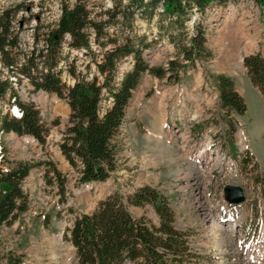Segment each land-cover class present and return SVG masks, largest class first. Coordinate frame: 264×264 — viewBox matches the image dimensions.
Returning a JSON list of instances; mask_svg holds the SVG:
<instances>
[{
	"label": "rangeland",
	"instance_id": "1",
	"mask_svg": "<svg viewBox=\"0 0 264 264\" xmlns=\"http://www.w3.org/2000/svg\"><path fill=\"white\" fill-rule=\"evenodd\" d=\"M91 18L103 24L105 43L128 41L141 53L147 70L132 92L123 125L116 137L115 169L103 183L80 185L78 172L59 151L69 108L55 94L34 92L26 79L13 81L16 97L38 111L47 136L33 138L0 133V165L28 167L21 182L27 211L0 230V264H76L68 242L75 216L90 214L111 195L123 202L143 187L167 199L175 227L188 235L197 264H264V99L250 83L244 57H264V2L241 0L211 5L203 14L192 10L179 22L151 7L149 0H82ZM75 0H0V11L18 7L15 27L19 53L26 55L34 37L54 29L61 4ZM88 51L62 44L60 79L74 84L66 69L79 78L95 75V63L113 46L94 42ZM203 33V55L187 60L191 40ZM133 67L131 57L118 61L115 82ZM162 73V78L154 73ZM6 70L0 68V79ZM233 83L243 98V116L220 108L217 76ZM12 96L0 101V118L15 117ZM232 125L234 130H232ZM47 163L64 177V193L48 181ZM54 181V180H53ZM227 186L242 189L244 201L224 198ZM132 216L158 226L153 207H129Z\"/></svg>",
	"mask_w": 264,
	"mask_h": 264
},
{
	"label": "trees",
	"instance_id": "2",
	"mask_svg": "<svg viewBox=\"0 0 264 264\" xmlns=\"http://www.w3.org/2000/svg\"><path fill=\"white\" fill-rule=\"evenodd\" d=\"M151 7L162 6V13L179 22L192 10L203 14L211 5L224 6L241 0H149ZM264 2V0H255ZM18 7L0 11V68L6 76L0 79V101L9 93L20 117L0 118V133L33 138L43 144L47 132L40 124L38 111L32 105L22 103L13 91L12 80L26 79L34 92L55 94L65 100L69 108L59 151L69 166L78 172V183L86 185L103 183L115 169L116 137L123 125L126 107L132 98L141 74L147 70L141 53L126 41L117 46L107 40L103 24L91 18L87 4L75 0L62 3L61 13L54 29L34 37L33 46L26 54L19 53V36L15 27ZM92 30L94 42L103 48L111 44L91 80L81 79L72 65L66 71L74 79L71 87L62 84L58 69L62 62L61 48L68 37V47L88 51ZM203 33L191 40L186 51L187 60L193 62V54L203 55ZM131 57L132 70L119 83L115 82L116 67L122 58ZM246 75L264 99V57L260 53L242 60ZM155 76L162 78V73ZM216 87L220 108L228 116L234 112L243 116L246 106L235 91L233 83L224 76H217ZM232 130L234 127L232 125ZM53 175L49 186L55 184L64 193L65 179L51 163H47L46 177ZM28 175V167L18 165L4 168L0 165V230L10 227L27 211V198L21 191V182ZM153 207L158 226H149L143 219H136L129 207ZM68 242L74 250L76 264H197L191 251L188 235L175 227V215L166 198L149 187H143L123 202L118 195L101 201L90 214L75 216L67 230Z\"/></svg>",
	"mask_w": 264,
	"mask_h": 264
},
{
	"label": "water",
	"instance_id": "3",
	"mask_svg": "<svg viewBox=\"0 0 264 264\" xmlns=\"http://www.w3.org/2000/svg\"><path fill=\"white\" fill-rule=\"evenodd\" d=\"M224 198L227 202L237 205L244 201V194L238 187L227 186L224 190Z\"/></svg>",
	"mask_w": 264,
	"mask_h": 264
},
{
	"label": "bare ground",
	"instance_id": "4",
	"mask_svg": "<svg viewBox=\"0 0 264 264\" xmlns=\"http://www.w3.org/2000/svg\"><path fill=\"white\" fill-rule=\"evenodd\" d=\"M14 113H15L16 116H19V115H18L19 112H18L16 109H14Z\"/></svg>",
	"mask_w": 264,
	"mask_h": 264
}]
</instances>
